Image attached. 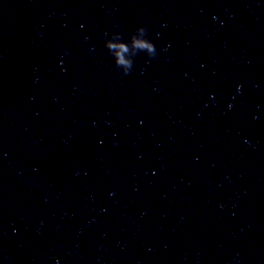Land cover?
Wrapping results in <instances>:
<instances>
[{"label":"clouds","instance_id":"clouds-1","mask_svg":"<svg viewBox=\"0 0 264 264\" xmlns=\"http://www.w3.org/2000/svg\"><path fill=\"white\" fill-rule=\"evenodd\" d=\"M105 47L113 57L114 66L122 75H128L133 69L134 58L144 53L148 62L158 55L154 43L148 38V29L141 25L124 37L123 30L114 31L110 35L105 33ZM94 50V49H93Z\"/></svg>","mask_w":264,"mask_h":264}]
</instances>
